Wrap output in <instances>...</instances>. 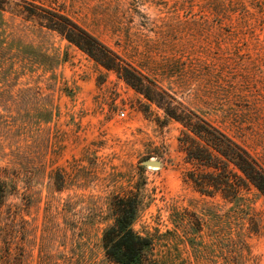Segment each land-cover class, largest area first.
<instances>
[{
  "label": "rangeland",
  "instance_id": "rangeland-1",
  "mask_svg": "<svg viewBox=\"0 0 264 264\" xmlns=\"http://www.w3.org/2000/svg\"><path fill=\"white\" fill-rule=\"evenodd\" d=\"M2 1L0 264H118L103 233L131 192L145 264H264V195L200 192L188 175L210 170L187 158L185 128L138 88L264 168V0ZM31 4L69 16L123 70L26 16Z\"/></svg>",
  "mask_w": 264,
  "mask_h": 264
},
{
  "label": "trees",
  "instance_id": "trees-1",
  "mask_svg": "<svg viewBox=\"0 0 264 264\" xmlns=\"http://www.w3.org/2000/svg\"><path fill=\"white\" fill-rule=\"evenodd\" d=\"M24 10L26 16H36L44 26L55 30L106 69L118 72L123 70L121 59L69 16L35 4ZM138 88L185 128L180 140L187 158L210 170L206 175L193 172L188 175V179L200 192L210 195L220 193L230 199L239 196L242 189L255 187L264 195V168L249 151L194 111L170 104L164 106L148 89L141 86ZM7 186V182L0 176V199L5 196ZM137 205L136 193L116 195L113 202L114 222L103 233L105 253L118 264H145L142 255L150 241L132 227Z\"/></svg>",
  "mask_w": 264,
  "mask_h": 264
},
{
  "label": "water",
  "instance_id": "water-1",
  "mask_svg": "<svg viewBox=\"0 0 264 264\" xmlns=\"http://www.w3.org/2000/svg\"><path fill=\"white\" fill-rule=\"evenodd\" d=\"M145 166H154V167H160L161 162L155 158L145 160L143 162Z\"/></svg>",
  "mask_w": 264,
  "mask_h": 264
},
{
  "label": "built area",
  "instance_id": "built-area-1",
  "mask_svg": "<svg viewBox=\"0 0 264 264\" xmlns=\"http://www.w3.org/2000/svg\"><path fill=\"white\" fill-rule=\"evenodd\" d=\"M120 114H121V115H124V112L122 111V112H120Z\"/></svg>",
  "mask_w": 264,
  "mask_h": 264
},
{
  "label": "bare ground",
  "instance_id": "bare-ground-1",
  "mask_svg": "<svg viewBox=\"0 0 264 264\" xmlns=\"http://www.w3.org/2000/svg\"><path fill=\"white\" fill-rule=\"evenodd\" d=\"M149 168L154 169V168H152V167H149Z\"/></svg>",
  "mask_w": 264,
  "mask_h": 264
}]
</instances>
